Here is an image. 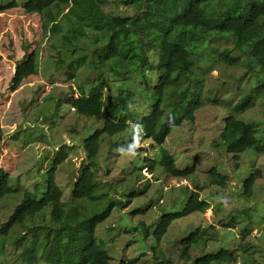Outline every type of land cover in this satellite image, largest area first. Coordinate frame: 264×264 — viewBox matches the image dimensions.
<instances>
[{
  "label": "rangeland",
  "instance_id": "rangeland-1",
  "mask_svg": "<svg viewBox=\"0 0 264 264\" xmlns=\"http://www.w3.org/2000/svg\"><path fill=\"white\" fill-rule=\"evenodd\" d=\"M27 1L0 0V7L15 4L14 8L0 12V123L4 132L0 168L12 175L16 190L34 191L35 198L40 200L45 191L43 178L48 176L57 156L67 153L57 168L56 181L70 201L71 190L86 162L84 141L106 120V115L88 118L79 114L72 106V98L101 91L116 96L121 83L109 75L104 62L109 31L92 17L93 11H87L85 0L52 6L59 31H53L48 17L28 13L24 9ZM132 12L131 8L104 3L95 13L114 16ZM226 47L233 45L222 39L212 40L206 50L210 54L200 57L197 66V73L203 76L205 97L219 96L223 102L214 104L206 99L194 121H184L162 146L153 148L140 141L141 119L153 108L151 92L145 105L133 93L132 98L141 110L138 122L131 120L121 132L102 139L98 167L94 170L103 184L97 192L111 191L117 205L98 224L96 235L105 245L110 264H186L180 259L182 241L193 230L212 225L217 233L214 252L229 248L237 254L236 264H264V149H248L238 155L231 151L233 144L221 137L226 131L229 109L264 83V72L245 56L237 64L220 61L219 54ZM32 52L36 73L15 89L12 80L17 64ZM60 58L65 61L64 67H57ZM151 74L140 78L146 84L137 87L139 93L150 89L160 75ZM237 118L253 125L264 141V91L254 106ZM137 149L141 151L138 153ZM163 149L172 153L177 168L195 166L196 170L180 177L167 174L159 161ZM214 168L226 177V185L212 183ZM258 170L261 176L254 185V193L248 196L244 184ZM192 190H198L210 207L173 221L161 240L156 241L154 231L164 215L182 213ZM131 195V203L120 208L122 202L128 204ZM17 199L19 195L15 194L0 203V264H29L21 253L34 243L40 248L36 264H48L42 256L44 244L34 240L26 227L16 226L7 235L2 234V226L14 211ZM107 199L81 204L100 208ZM47 219V214H38L29 218L26 225L40 226ZM209 247L203 252H208ZM201 252L192 250L194 258L187 264H195Z\"/></svg>",
  "mask_w": 264,
  "mask_h": 264
},
{
  "label": "trees",
  "instance_id": "trees-1",
  "mask_svg": "<svg viewBox=\"0 0 264 264\" xmlns=\"http://www.w3.org/2000/svg\"><path fill=\"white\" fill-rule=\"evenodd\" d=\"M70 1L28 0L24 9L30 14L48 17L53 31H59L52 6ZM84 3L87 11H93L92 17H96L109 31L104 62L109 75L115 76L121 86H117L120 94L116 96H107L101 91L72 98V106L79 114L88 118L106 115V120L102 128L84 141L86 162L71 190L70 201L66 200L64 189L56 181L57 168L66 159L67 153L57 156L48 176L43 178L45 191L40 200L35 198L34 191L16 190L12 186V175L0 168V203L12 195H19L14 211L2 226V234L7 235L16 226L26 227L33 233L34 240L44 244L42 256L48 264H110V257L104 243L96 235V229L111 215L117 204L110 195L111 191L97 192L103 182L98 181L94 169L98 167V153L104 136L121 132L131 120L138 122L141 110L132 98L133 93L145 105L151 92L153 108L149 115L141 119L143 138L140 141L157 148L166 142L174 128L184 121H194L198 110L206 105V99L214 104L224 101L219 96L205 97L203 76L197 73L198 60L210 54L206 50L212 40L222 39L233 45L220 52V61L237 64L241 56H245L264 72V0H85ZM104 3L131 8L133 12L114 16L96 15ZM14 7L15 4L0 7V12ZM64 63L60 58L57 67H64ZM150 72L151 75H160L150 89L139 93L137 87L146 84L141 83L140 78H148ZM35 73V53H27L25 60L17 64L12 87L17 89ZM134 83L135 86L132 85ZM263 91L264 83L248 92L232 108L229 107L226 131L221 137L233 144L231 151L238 155L248 149L257 152L264 149V141L257 136L256 128L237 118L238 114L254 106ZM3 138L0 123V141ZM159 161L165 172L175 177L191 175L196 170L195 166L185 170L177 168L175 158L167 149L162 150ZM259 176L261 172L258 170L247 178L244 189L248 196L254 193ZM211 181L221 186L228 182L216 168L211 171ZM131 196L128 204L122 202L119 207L129 205L134 199V195ZM106 198L107 202L100 208L81 204L83 201L97 203ZM210 205L201 198L198 190H192L182 213L164 215L154 231L155 240H161L173 221L195 212H204ZM43 213L48 215L43 224L26 225L29 218ZM214 229L216 226L212 225L193 230L182 241L180 259L187 264L194 258L192 250L201 249V256L194 261L195 264H236L237 254L231 249L213 251V240L217 235ZM208 246L211 247L204 253ZM39 251V246L34 243L21 253V258L29 264H36Z\"/></svg>",
  "mask_w": 264,
  "mask_h": 264
}]
</instances>
